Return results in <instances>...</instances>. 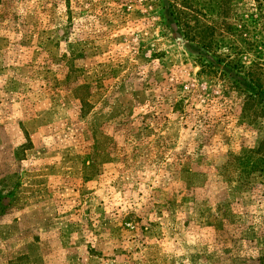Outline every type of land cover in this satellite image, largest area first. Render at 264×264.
<instances>
[{
	"label": "rangeland",
	"instance_id": "obj_1",
	"mask_svg": "<svg viewBox=\"0 0 264 264\" xmlns=\"http://www.w3.org/2000/svg\"><path fill=\"white\" fill-rule=\"evenodd\" d=\"M256 86L264 0H0V264H264Z\"/></svg>",
	"mask_w": 264,
	"mask_h": 264
},
{
	"label": "trees",
	"instance_id": "obj_2",
	"mask_svg": "<svg viewBox=\"0 0 264 264\" xmlns=\"http://www.w3.org/2000/svg\"><path fill=\"white\" fill-rule=\"evenodd\" d=\"M177 12V13H176ZM171 13H173L174 14V16H175V18L176 19H178V17L180 16L179 15V10L177 9V11H175L174 9H172L171 10ZM178 16V17H177ZM256 80V79H255ZM254 99H255V101L254 100H249V101H247V103L246 104H249V103H251V104H253L254 105V103L256 102V101H258V102H260L259 104H261L262 106H261V109L264 111V88H262L261 86H259V88L256 86V88H255V95H254V97H253ZM259 149H264V139H263V142H262V144L260 145V147H259Z\"/></svg>",
	"mask_w": 264,
	"mask_h": 264
}]
</instances>
